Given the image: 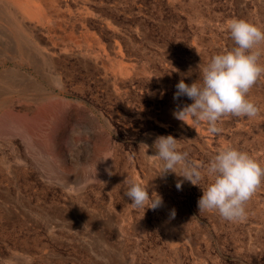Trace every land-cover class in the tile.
Listing matches in <instances>:
<instances>
[{
	"label": "rangeland",
	"instance_id": "1",
	"mask_svg": "<svg viewBox=\"0 0 264 264\" xmlns=\"http://www.w3.org/2000/svg\"><path fill=\"white\" fill-rule=\"evenodd\" d=\"M22 1L43 25L13 27L11 15L22 13L0 0V264H263L264 184L244 220L226 221L199 211V186L159 176L151 145L171 134L202 168L229 146L264 164V75L248 93L256 117L226 115L211 132L174 116L192 102L174 99L175 85L191 84L199 64L235 46L230 20L254 14L264 29V0H224V16L210 8L220 0H110L123 15L96 7L109 28L89 20L82 36L69 19L48 29L49 0ZM59 2L74 9L78 0ZM130 181L162 197L161 237L124 194Z\"/></svg>",
	"mask_w": 264,
	"mask_h": 264
},
{
	"label": "clouds",
	"instance_id": "2",
	"mask_svg": "<svg viewBox=\"0 0 264 264\" xmlns=\"http://www.w3.org/2000/svg\"><path fill=\"white\" fill-rule=\"evenodd\" d=\"M227 27L235 46L213 55L203 67L199 64L198 78L191 84L181 79L175 85L174 99L186 96L192 102L175 111L174 116L184 122L187 119L205 122L211 132L218 131L217 124L226 115L253 118L260 111L248 93L264 75V63L259 62L262 50L258 47L264 43V29L240 18L230 20ZM180 141L171 134L157 136L153 141L152 156L160 162L159 176L175 173L199 186L202 189L197 201L199 211L216 212L230 222L244 220L247 202L264 184V164L248 152L229 146L218 150L207 167L202 168L188 159ZM205 180L206 186L201 187ZM181 183L177 182L178 189ZM152 193L149 194L148 187L130 181L124 194L133 207L146 211L162 203V197Z\"/></svg>",
	"mask_w": 264,
	"mask_h": 264
},
{
	"label": "crops",
	"instance_id": "3",
	"mask_svg": "<svg viewBox=\"0 0 264 264\" xmlns=\"http://www.w3.org/2000/svg\"><path fill=\"white\" fill-rule=\"evenodd\" d=\"M15 3V5H17V10L21 11L22 15L17 13H13L11 16L13 17L12 19V26L13 27H17L19 28V30H23V29H33L37 26L38 29H40L43 25L42 22H40V16H38V14L36 13V11L33 9V7L28 3V2H23L22 0H11ZM48 13L46 15V17L48 18V29H49V25H53L58 26L59 24L65 22L67 19L71 20V23L75 24L76 26V30L79 32V34L82 35H87L89 34V28L88 26H86L88 24L89 20H93L95 23H97L102 30H106L109 28V25L107 24V22L104 21V18H100L97 13L99 11V9H97L98 7L100 8V13H107V12H117L120 15H123V12L121 9L117 10V6H114L113 2L110 0H78V2L74 5V9L70 8V7H64L61 6L59 0H49L48 1ZM213 3V2H211ZM218 7L215 8L212 6H210V8L212 7V11L216 12V13H224V11H226L227 9H229L228 7H226V4L224 2V0H220L218 2ZM97 7V8H96ZM1 9H5L4 8H0ZM15 12V11H14ZM251 13V12H249ZM256 13H259V10L257 8ZM218 16H220L219 14H217ZM34 16L37 19L35 23L31 24V26H28L27 22H25V19H30V21L33 19L34 20ZM102 16V15H101ZM224 16V15H223ZM250 16V14H249ZM223 18V17H222ZM254 18V20H253ZM255 20L258 21V19L256 17L251 16L250 21L251 22H255ZM52 23V24H51ZM30 25V24H29ZM40 26V28H39ZM29 27V28H28ZM122 35H124L123 33V29L119 31ZM52 37H50V35L48 36V42H53ZM57 39H59L57 37ZM26 57V62H31L32 64H34L33 59L31 58V56H29V54L25 53ZM7 75H9V77H16L18 75L17 72L13 71V70H9ZM83 87V86H81ZM84 90V89H82Z\"/></svg>",
	"mask_w": 264,
	"mask_h": 264
},
{
	"label": "water",
	"instance_id": "4",
	"mask_svg": "<svg viewBox=\"0 0 264 264\" xmlns=\"http://www.w3.org/2000/svg\"><path fill=\"white\" fill-rule=\"evenodd\" d=\"M175 9H179L181 6L179 5V4H173L172 5ZM184 20H185V18H184ZM193 27H189L188 29H187V42H188V45L189 46H191V42H192V37H193V35H194V33L196 32L194 29H192ZM159 104H160V106H162L163 105V102H161V101H159L158 102ZM174 122H179V120H174ZM201 137V139L203 140V138H205L204 136H200ZM178 194H175V196H177ZM146 213L148 214V216H149V222H150V225H151V228H152V233H153V236L155 237V238H159V237H161L162 235H161V233H160V229H159V225H158V216H157V214L154 212V210H152V209H146ZM259 254V253H258ZM260 255H261V261L263 262V264H264V251L263 252H261L260 254H259V257H260ZM147 258H150V256L147 254V256H146Z\"/></svg>",
	"mask_w": 264,
	"mask_h": 264
},
{
	"label": "bare ground",
	"instance_id": "5",
	"mask_svg": "<svg viewBox=\"0 0 264 264\" xmlns=\"http://www.w3.org/2000/svg\"><path fill=\"white\" fill-rule=\"evenodd\" d=\"M34 17H35V16H34ZM28 28H29V27H28ZM54 104H55V103H54ZM54 106L56 107V104H55ZM55 107H52V106L49 107V106H48L46 112L51 111V110H54ZM14 119H15V118H14ZM16 123H17V122H16ZM18 125H19V124H18ZM19 126H20V125H19ZM22 129L24 130V128H22Z\"/></svg>",
	"mask_w": 264,
	"mask_h": 264
}]
</instances>
